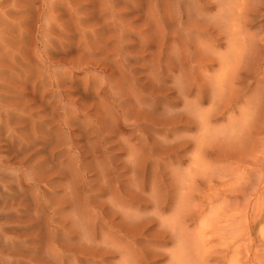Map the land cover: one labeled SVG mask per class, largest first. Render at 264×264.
Masks as SVG:
<instances>
[{
	"label": "rangeland",
	"instance_id": "374dc122",
	"mask_svg": "<svg viewBox=\"0 0 264 264\" xmlns=\"http://www.w3.org/2000/svg\"><path fill=\"white\" fill-rule=\"evenodd\" d=\"M178 1L120 0L116 4L121 12L119 19L108 16L104 9L107 5L85 1L75 6L79 17L65 13L46 20L37 13L42 8L35 4L37 10L31 9L35 13L31 11L29 19L27 11V18H0V255L9 260L6 264H60L62 258L61 264H175L178 255L183 256L180 258L185 264H245L248 250L253 264H264V170L259 173L260 166L254 165L251 170L245 169L247 172L230 173L242 162L228 160H251L250 155L258 149L252 140L260 127L255 126L259 123L258 110L253 111L249 121L252 134L236 143V149L215 142L206 148L205 170L197 185L200 193L193 191L192 210L183 223L174 224V235L167 234L169 227L161 224L153 207L152 196L161 194L165 203L172 205L163 212V219L176 215L178 209L173 204L180 188L188 184L185 177L194 166L201 133L197 123L187 116V110L198 97V112L209 113L211 107L210 92L205 87H192L187 94L179 92L181 74H192V62L195 75L219 74L221 59L228 51L227 31L214 28L220 11L232 6L238 15L239 5L245 6L242 15L247 17L239 36L254 35L264 24L263 0H180L182 24L178 9H174ZM259 2L262 4L257 10ZM59 6L57 10L64 8L65 12L71 8ZM126 21L128 25H124ZM191 48L204 52L207 60L188 58L183 70H179L173 58L178 51L188 54ZM157 58L162 64L169 61L171 65H163V72L155 77L151 65ZM252 71H244L249 72L250 78L237 83L239 94L243 93L242 87L255 89L259 73ZM77 104L82 110L75 113L73 107H79ZM244 106L245 102L238 98L234 114L238 115ZM81 111H87L92 125L101 129V140L90 132V127L86 133L82 130L87 118L83 119ZM230 113V109L220 113L226 114L224 119L220 114L213 116L206 126L220 134V129L228 125ZM64 118L71 121L70 135L80 157L75 161L74 150L70 163L66 156L61 159L58 155L60 158L53 156L34 167L36 161L31 163L36 156L58 150L53 143L62 137ZM61 145L59 142L58 147ZM88 148L95 152V158L86 151ZM242 148L245 150L238 151ZM58 159L68 162L59 166L55 161ZM110 161L116 166L107 175L111 184L118 180L127 193L134 189L133 183L140 180L143 184L139 198H123L120 204L125 203V212L138 216L133 221L147 224L143 232L140 229L141 233H137L135 242L130 238L113 240L119 248L104 247L100 239L84 242L75 228L78 167L80 171L84 167L82 175L88 182L87 188L82 184L78 189V212L88 210L84 208L88 188L91 205L102 204L107 210L117 195L110 196L112 189L102 185L104 176L98 166L111 164ZM133 171L136 182L132 180ZM151 185L157 188L155 192ZM246 202L250 211L248 225L244 223ZM121 220L120 212L113 217L115 225ZM136 226L141 224H133V229ZM56 241L65 252L53 257L49 248ZM94 242L97 247L89 248ZM121 250L128 255L122 257Z\"/></svg>",
	"mask_w": 264,
	"mask_h": 264
},
{
	"label": "bare ground",
	"instance_id": "6f19581e",
	"mask_svg": "<svg viewBox=\"0 0 264 264\" xmlns=\"http://www.w3.org/2000/svg\"><path fill=\"white\" fill-rule=\"evenodd\" d=\"M83 1H85L87 3H91V4H95L97 2L98 4H101V5H107V7L104 8V9L108 10V16L109 17L111 16L112 19H113V17L118 18L121 15L120 10H118L116 8V4L120 0H0V18L1 17L2 18L3 17H15L16 18V16L18 17V16H22V15H24V17L27 18V16H25L26 11H27V15H28V19H29V15L33 14V12H34L31 9L35 6V4L39 5L42 8V10L37 12V13H40L42 15V17H45V19H46V17L47 18L51 17V16L55 17L56 15L59 16L61 14L64 16L65 13L66 14L68 13L67 15L65 14V16H68L70 14V15H76V17H79L80 12H78L77 9L75 10V6L77 7L79 5L78 3H81ZM121 1H125V0H121ZM133 1L136 2L138 0H133ZM262 3H264V2H262ZM262 3H260V2L257 3L258 5L256 6L255 9L258 10L259 6ZM59 5L68 6L66 9L70 8V6H71V8L68 9V12H65V11H63L64 10L63 6H61L63 8V10H61L62 11L61 12L60 10H57V7ZM180 6L181 5H180V0H179L178 3H177V6H176L177 8H174V9H178L177 11H178V14L180 15V21L179 22H180V24H182L183 21L181 20V17H182L181 16V11H183V10H182V8ZM240 6H241V8L237 9L238 15L235 14L234 8L232 6H229V7L225 8L223 11H220V13L218 15V17H219L218 21L214 25V28L218 29V31L220 29H225L227 31L226 40L228 42V51L224 54V56L221 59V62H220L221 66H220L219 74H217L216 76L209 74V75H206L204 77H202L203 75L202 76L198 75V74L195 75L194 72H193V69H195V64L193 62H192V67L190 66V71H191L192 74H188V73H182L181 74L183 76H182V79H181L180 86L178 84L179 92H181V93L183 92V93L187 94L188 93V89H190L192 87L193 88L194 87H198L199 89H202V87H205L210 92V96L209 97H210V101H211V107H210L209 113H201V112H198V110L200 108V100H201V98L198 97L195 101H192V103L189 101L190 104H191V108H189L187 110V113H188L187 116L188 117H192V120L197 123V125L201 129V133L199 135V138H198V141H197V144H196L197 155H196L195 160H194V164H193L194 166L191 169V171H188V174L185 177V179L188 182V184L185 187H181L180 188V190L178 191V194H177V197H178L177 201H176V203L173 204L178 209L176 215H174V217L173 216L170 217L167 220L163 219V217H162L163 212L165 211V209L167 207H171L172 205L165 203V201H164L165 198L161 194H159L158 196L154 195L151 198L152 203H153V207L158 212L157 214L159 215V221L161 222V224H164L166 226V228L169 227V229H168L169 231L168 232L166 231L167 234L171 233L172 235H174L175 234V232H174V224L176 222L183 223L184 217L189 214V211L192 210L191 206L194 204L193 203V199H194L193 198V194H194L193 191L200 193V190L197 187V185H198V178H200V173L205 170L203 168V165H204L203 156L205 154L204 152L206 151V148L209 147L210 143L215 142L216 144L221 145V146H227L228 147V146L231 145L232 147H234V149H236V143H241L244 139H246L248 136H250L252 134L251 133V126L249 124V121L254 116V113H253L254 110H258V112L260 113V116L258 117L259 123L255 124V126H260V127H259L258 132L256 133V135L252 136V140H253V142L255 141L256 147H258V149L256 148L255 151L252 152V154L250 155L251 160L250 159H242L243 161L241 159L240 160H233L230 157L228 160H230L231 163H240V162H242V166L241 165H236L235 167H233L230 170V173L239 172V171L247 172L245 169L251 170L254 165H259L260 166L259 170H257L259 173L262 172V170H264V139H263V137H264V60H262V59H264V24H263V27L260 30V32H257L254 35L239 36V34L241 33V29L244 28V22L246 20L245 18L247 17V14L242 15V9H244L245 6H243L242 4H240L239 7ZM34 8L36 9V7H34ZM31 11H33V12H31ZM259 11H260V9H259ZM84 14H85V12H84ZM70 15H69V17H70ZM80 16L82 17V15H80ZM261 16H262V14H261ZM16 19H18V18H16ZM52 19H51V21H52ZM57 19H59V18H57ZM118 19H117V21H118ZM2 20H4V19H2ZM5 20H6V18H5ZM9 20H11V18H9ZM59 20H61V19H59ZM51 21L49 20L50 23H52ZM120 24H121V22H120ZM126 24L128 25L127 21H126V23H124V25H126ZM115 26H119V25L115 24ZM122 26H123V24H122ZM122 26H121V31H123L122 30V28H123ZM202 26L204 27V29L205 28L207 29L206 25H202ZM44 27H46V26L44 25ZM44 27H43V30H44ZM50 28H51V26H50ZM83 29H86V28H83ZM88 30H89V28H88ZM125 30H127V29H125ZM49 31H50V29H49ZM162 31H164V30H162ZM85 33L86 32L84 31V34ZM123 37H124V35H123ZM163 37H164V35H163ZM164 38H166V37H164ZM86 39H87V36H86ZM86 39H85V41L89 42V40H86ZM119 39H120V37H119ZM116 41H117V37H116ZM161 42H163V41H161ZM165 43H163V44H165ZM201 43H202V41H201ZM88 45H90V44H88ZM85 46H87V44H85ZM188 50L190 51V52H188V54H185L183 51H178L176 56H175V58H173L174 62L178 64L179 70H183L182 66L184 65V62L187 61L188 58H191V60H192V58H197L198 59V58L201 57L200 60L201 59L204 60V59L207 58L206 56H204L205 55L204 52L199 53L196 48H191V49H188ZM46 54H47V52H46ZM163 55L164 54H162V56L161 55H159V56L164 57ZM160 58L154 59V62L151 65V68L153 69L155 77H158L159 74H161L163 72V65H165V66H170L171 65L169 63V61L168 62L166 61V64H162ZM75 62H76V60H75ZM198 64L199 63L197 62V65H196L197 67H198ZM247 70H253L252 72H255V71L258 70V73H259V75L257 77L258 78V82L256 83V86H255L254 90H251V88H249L247 86L246 87H242V90H240V91L243 92V93L239 94L238 91H237V85H238L237 83L240 82L241 79L243 81L245 79H249L250 78L249 75H248L249 72L244 73V71L246 72ZM155 72H157L158 74L155 73ZM54 73H55V71H54ZM47 74H49V73H47ZM57 74H58V72H57ZM61 74H63V73H61ZM58 75H56V78L59 77ZM181 75L179 77H181ZM49 76L50 75H48V78H49ZM39 80H41V79H39ZM53 80L55 82V78H53ZM50 82H52V81H50ZM56 82H57V79H56ZM132 82H134L136 84L135 80L132 81ZM47 86H48V84H47ZM56 89H57V87H56ZM53 92H55V91L53 90ZM238 98H240L241 101L245 102V106L242 107L238 111V115H235L234 112L236 111L235 108L237 106ZM187 103H188V101H187ZM77 105L79 107H76V108L73 107V110H75V113H77L78 110H82L81 104H77ZM77 105H75V106H77ZM16 106H17V104H16ZM255 106H256L257 109L255 108ZM70 109L72 110V108H70ZM227 109L231 110L230 116L227 117L228 125H226L225 127L220 129V134H219V130H217V129H209L206 126L210 122V120H211V118L213 116H215V115L217 116L218 114L223 113ZM79 113H82V116L84 117L83 119L87 118L86 121H85L86 123L83 125L82 130L84 129L83 131L86 133L87 131H90V129H91L90 132H93L97 136V138L101 140L102 137H103L102 131H101V129L99 127H96V126L92 125L91 121L88 118L90 116H87L88 112L87 111H81ZM79 113H78V117L80 118ZM220 116L223 119L226 118V114H220ZM83 119H81V120H83ZM32 122H33V120H32ZM62 124H63L62 127H64V128H62V130H63L62 134H60V135H62V137L59 140L56 139L54 141V143H53L54 148L58 149V150L56 151V153L55 152L54 153L51 152V153L42 154L40 157L36 156L35 159H33L32 163L30 162L31 164H33V162L36 161V164H34V167L37 166V168H38V166L46 163L48 158H51L53 156H57V158L61 157V159H63L62 156H64V158L66 156L67 159L69 160V163H70V161L74 160V158L71 159V157H74L73 156L74 155V150H75V161L78 160V158L80 157L79 156L80 153L78 154V152H77V145L73 142V137L70 135V130L71 129H69V128H72L71 127V125H72L71 121H69V119H67V118H64ZM88 127H90V129H88ZM38 129L41 131L42 127L41 128L38 127ZM35 131L36 130H34L33 132H35ZM40 131H38L36 133H39ZM41 132H43V130ZM217 135H220V136L218 137ZM104 137H105V134H104ZM257 137L259 139H261V140L258 141L256 139ZM28 138H29V136H28ZM59 142L62 143L63 146L61 145L60 147H58L59 146ZM74 144H75V149H72L74 147ZM87 144H88L87 146H89L91 149L94 150V147H92V144H90V143H87ZM78 149H81V148H78ZM242 150H245V148H242V149H240L238 151H242ZM81 151H82V149H81ZM86 151L87 152L90 151L89 152L90 156L92 158H95V152L94 151L90 150L89 148ZM58 155H60V157ZM61 159L55 160V161H57L56 164H58L59 166H61L60 164H63V163L66 162V161L63 162ZM26 163H28V162H26ZM73 163H74V161H73ZM79 163L82 164V161H80ZM110 163L111 164H102V165L98 166L99 173L104 176L103 177L104 181H103L102 185L105 186V187H110L112 189V191L109 192L110 196H112L114 194L117 195V200L113 201L112 204H111L112 206L110 208H108L107 210H105L103 208L102 204L101 205L100 204L91 205L90 194H89L90 191L88 190L90 188H88L87 192L85 194V195L88 196V198H86V200H84L85 201L84 208L86 207L88 210L83 208L84 210L78 212L81 209V207H77L78 206L77 202H79V200H78L79 198L77 199V197H78V192H80L78 189H79L80 185H82V184L84 186L86 185L85 186L86 188L88 187V182H87V180L84 179V176L82 175V173H83L82 170H83L84 167L81 168L82 169L81 171H80V167H78L77 172L75 174V203H76L75 206L77 208V212H75L76 213V216H75V225L76 226H75V228L81 234V236H83V238H85L84 242H91L92 241V243H93V241H95L96 239H100L101 242L104 244V247H108V246L112 245L113 248H119V245L113 243V240L119 239L121 241V239L128 240L130 238L131 240L134 241L135 238H136L135 236L137 235V233L140 234L141 233L140 229L142 230V228L147 223H144L142 221L136 222L138 220L137 219L138 216L135 213L129 214V213L125 212V210H124L125 203L122 204V205L120 204V202L122 201L123 198H127V197H130L131 199L139 198V196H140L139 194H140L141 190H143V189H140V184H141L140 180L139 179H138L139 181L136 180L135 171H133L134 175H133L132 180H133V182H136V181L137 182L133 183L134 189H132L129 193H127L126 192V188H123L120 185L118 180L115 182L114 185L111 184V178H108L109 175H110L109 173L111 171H113V170L115 171L116 170V166L114 165L113 161H110ZM26 166H28V164ZM31 171H33V170H31ZM34 171H35V169H34ZM27 173H28V171H27ZM35 173H36V171H35ZM107 175H108V177H107ZM261 175H262V173H261ZM27 177H28V175H27ZM31 177L33 178V176H31ZM37 177H34V179H36ZM179 181H181V180L179 179ZM141 185H143V184H141ZM241 188H245V187L241 186ZM151 190L153 192H155V190H157V188L155 186L151 185ZM238 190H240V189H238ZM91 197H93V196H91ZM93 202H95V201L93 200ZM247 202H246V204L244 206V212H245V214H244V223L246 225L249 224L247 217L249 216V213H250V211L248 209L249 203H247ZM79 206H82V205H79ZM119 212H120V215L122 216V220H121L120 223L115 225V223H113V217L117 216L119 214ZM128 217H131L132 219L131 220H127L126 218H128ZM139 218H140V216H139ZM6 219L9 220L10 218H6ZM133 220H136V221H133ZM123 221H127L126 224H125V227H123V225H122ZM133 224H141V226H139V227L136 226V228L133 229V227H132ZM117 226L120 229H118V228L115 229V227H117ZM142 232H143V230H142ZM246 235L248 236V229L246 230ZM232 236H234V234ZM4 237H6V235H4ZM61 245L62 244L57 243V241H56L51 246V248H49V252H51L52 256L55 255L56 257H58L57 253L63 252ZM13 247H15V246L13 245ZM16 247L19 248V246H16ZM16 247H15V249H16ZM93 247H97V244L95 243V244H92V245L89 246V248H93ZM86 248H88V247H86ZM233 251H235V250L233 249ZM249 251L250 250H248L247 254H246L245 264H247V263L248 264H253L252 263V258L249 257ZM16 252L17 251H15V253ZM59 254H61V253H59ZM121 255H122V257L123 256L125 257L126 255H128V253L125 250H121ZM3 257H5V256H3ZM59 257H62V256H59ZM132 257H134V256L131 255V258ZM180 257H183V256L182 255H178L176 257L175 264H185V262H183ZM56 259H59V258H56ZM63 259L64 258H62L60 260V264L63 263ZM75 260H76V257H75ZM8 261H7V259L4 260L1 257V255H0V264H6ZM18 262H20L19 259H18ZM9 264H12V261H10Z\"/></svg>",
	"mask_w": 264,
	"mask_h": 264
}]
</instances>
